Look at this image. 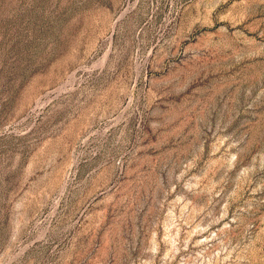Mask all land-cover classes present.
I'll return each mask as SVG.
<instances>
[{
  "label": "rangeland",
  "instance_id": "obj_1",
  "mask_svg": "<svg viewBox=\"0 0 264 264\" xmlns=\"http://www.w3.org/2000/svg\"><path fill=\"white\" fill-rule=\"evenodd\" d=\"M0 264H264V0H0Z\"/></svg>",
  "mask_w": 264,
  "mask_h": 264
}]
</instances>
